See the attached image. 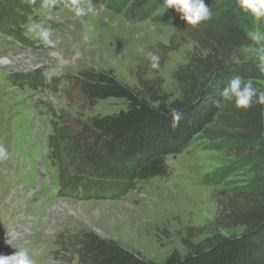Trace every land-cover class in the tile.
<instances>
[{"label":"rangeland","instance_id":"374dc122","mask_svg":"<svg viewBox=\"0 0 264 264\" xmlns=\"http://www.w3.org/2000/svg\"><path fill=\"white\" fill-rule=\"evenodd\" d=\"M76 6L92 10L77 16ZM245 16L246 32L264 34V17ZM174 17L134 21L100 0H78L35 11L22 43L0 33V59L10 60L0 63V254L15 253L9 237L32 264H82L78 242L92 232L159 263L172 251L185 255L186 243L242 233L244 227L232 226L226 215L236 206L255 205L264 190V144L248 136L255 126L253 105L237 108L228 101L226 117L167 157L164 177L136 181L122 195L66 189L58 180L64 158L52 152L53 126L66 132L68 143L91 117L125 108L118 98L88 102L76 82L82 72L105 70L130 87L152 85L173 99L179 67L223 59L231 77L264 92L258 60L264 41L248 36V46L246 39L218 44L209 28L213 17L197 25L176 24ZM33 22L50 30L53 46L28 32ZM149 53L159 57L158 68L150 67ZM30 72L42 77L35 89L12 81Z\"/></svg>","mask_w":264,"mask_h":264},{"label":"trees","instance_id":"16d2710c","mask_svg":"<svg viewBox=\"0 0 264 264\" xmlns=\"http://www.w3.org/2000/svg\"><path fill=\"white\" fill-rule=\"evenodd\" d=\"M78 0H0V33L22 43L24 25L35 11H53L73 6ZM97 2L98 0H90ZM114 12H127L134 21L165 22L175 15L177 23L185 22L175 9L164 8V0H100ZM213 21L209 28L218 44L243 42L248 46L244 29L246 16L237 0H204ZM245 31V32H244ZM229 66L223 59L197 64L189 61L174 73L178 96L169 99L162 88L143 84L141 90L121 82L105 70H88L76 82L88 102L108 98L122 99L125 108L91 117L82 125L77 139L54 129L52 152L64 158L58 165L59 183L66 189L80 188L86 193L106 191L122 195L136 181L167 174V157L182 152L193 139L206 131L216 119L226 117L230 109L220 92L230 81ZM38 79V82L36 81ZM42 77L37 72L14 75L13 82L36 88ZM35 80V81H34ZM251 118L255 126L248 133L264 144V104L252 103ZM177 109L181 120L173 127L171 109ZM54 125V124H53ZM51 136V137H52ZM63 143V144H62ZM62 144V145H61ZM61 156V157H60ZM213 179L218 178L210 177ZM255 205L236 206L226 215L233 224L242 225L238 235L213 234L201 243L187 245V253L172 251L164 261L153 262L112 240L92 232L81 234L78 242L82 264H264V190L258 192Z\"/></svg>","mask_w":264,"mask_h":264},{"label":"clouds","instance_id":"9594fccd","mask_svg":"<svg viewBox=\"0 0 264 264\" xmlns=\"http://www.w3.org/2000/svg\"><path fill=\"white\" fill-rule=\"evenodd\" d=\"M50 0H44V6L48 7ZM238 6L257 19L264 17V0H237ZM165 10L169 8L175 9L181 14V19L185 20L189 25H197L203 20L211 18V11L205 5L204 0H164ZM92 9L82 6H76L74 11L77 16H83L87 11ZM28 32L36 35L41 41L48 46H53L54 41L50 38L51 32L49 29L42 28L39 24L33 22L28 26ZM250 38L259 43L264 41V34L259 30L249 32ZM151 61L150 67L155 69L159 67V57L153 53H149ZM258 60L260 62V71L264 72V47L259 50ZM220 96L224 101H234L237 108H249L255 101L264 104V92L257 93V89L251 81H246L243 77L236 75L230 79L226 87L220 92ZM173 116V127H176L181 120L182 114L175 108L171 109ZM8 236V235H7ZM9 245L16 249L14 254H0V264H32V260L28 253L23 248H17L10 243L8 237L6 241Z\"/></svg>","mask_w":264,"mask_h":264},{"label":"bare ground","instance_id":"6f19581e","mask_svg":"<svg viewBox=\"0 0 264 264\" xmlns=\"http://www.w3.org/2000/svg\"><path fill=\"white\" fill-rule=\"evenodd\" d=\"M60 57V59H61V61H62V57L61 56H59ZM8 58H2V59H0V63H3V62H8ZM10 61V60H9ZM2 235V234H1Z\"/></svg>","mask_w":264,"mask_h":264}]
</instances>
